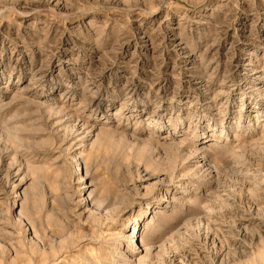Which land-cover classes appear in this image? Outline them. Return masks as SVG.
I'll list each match as a JSON object with an SVG mask.
<instances>
[{
  "label": "rangeland",
  "instance_id": "374dc122",
  "mask_svg": "<svg viewBox=\"0 0 264 264\" xmlns=\"http://www.w3.org/2000/svg\"><path fill=\"white\" fill-rule=\"evenodd\" d=\"M0 264H264V0H0Z\"/></svg>",
  "mask_w": 264,
  "mask_h": 264
},
{
  "label": "bare ground",
  "instance_id": "6f19581e",
  "mask_svg": "<svg viewBox=\"0 0 264 264\" xmlns=\"http://www.w3.org/2000/svg\"><path fill=\"white\" fill-rule=\"evenodd\" d=\"M153 213H156L155 211H153ZM138 240L139 237L137 236V234H135L133 237H130V241L129 244L131 246V251H132V255L133 256H138L137 253L139 251V247H138ZM148 253L151 251L150 248L146 250ZM132 258V256H130ZM133 259V258H132Z\"/></svg>",
  "mask_w": 264,
  "mask_h": 264
}]
</instances>
